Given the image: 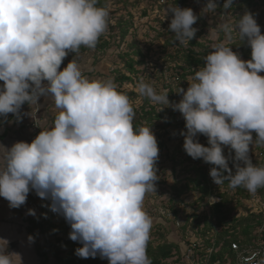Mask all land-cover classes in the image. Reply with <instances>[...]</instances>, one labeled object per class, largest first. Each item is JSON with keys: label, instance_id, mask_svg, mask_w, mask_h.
I'll return each mask as SVG.
<instances>
[{"label": "clouds", "instance_id": "9594fccd", "mask_svg": "<svg viewBox=\"0 0 264 264\" xmlns=\"http://www.w3.org/2000/svg\"><path fill=\"white\" fill-rule=\"evenodd\" d=\"M232 2L226 0L224 8ZM98 4L0 0V117L11 113L21 119L22 106L38 105L41 97H51L57 110L52 125L31 143L17 142L10 149L0 145V197L12 209L26 203L30 190L50 199V210L71 226L69 239L83 245L75 250L79 258L99 254L109 264H152L146 249L153 219L144 200L156 192V137L151 127H134L132 101L111 78H87L75 58L60 70L69 53H79L82 46L95 49L108 30L110 7ZM216 8L215 0H208L201 15L214 14ZM166 11L173 16L174 42H190L198 16L191 8ZM220 31L247 39L251 60L215 43L205 65L189 77L187 90L177 87L178 103L170 105L168 91L157 92L154 82L141 80L136 91L182 114L183 149L193 160L213 165L209 175L215 184L227 182L255 194L264 188V166L249 155L253 143L264 145V77L259 75L264 72V34L251 12L210 27L208 34L215 39ZM198 134L207 137L208 147L198 142ZM225 146L234 156L224 155ZM28 214L35 216V211ZM8 245L0 238V264H23Z\"/></svg>", "mask_w": 264, "mask_h": 264}, {"label": "rangeland", "instance_id": "374dc122", "mask_svg": "<svg viewBox=\"0 0 264 264\" xmlns=\"http://www.w3.org/2000/svg\"><path fill=\"white\" fill-rule=\"evenodd\" d=\"M104 6L110 7V21L108 30L99 38L95 49L81 47L79 53H69L64 59L60 70L62 71L67 64L75 58L81 65L83 74L89 79H106L111 78L117 85V90L126 93L132 101L135 116L134 120L140 122V126L151 127L154 133L158 148L159 158L156 162V174L158 180L155 181L156 192L146 195L144 200V210L152 217L153 225L150 230L149 241L156 245L160 242L170 243H185L187 240L194 238L195 223L197 217H209L212 226L216 224V219L211 217V197L219 201L218 196L225 195L226 205L225 210L229 211L224 222L226 227H231L233 221L231 219H239L249 215L260 216L262 226L256 228L250 235V239L245 244L246 250H256L264 254V188L258 189L257 193L252 194L243 187L235 189L230 188L226 183L217 185L213 182L209 172L213 165L205 163L202 159L193 160L186 154L183 149L184 136L181 132H186L185 120L179 111H174L172 107L166 105L152 104L148 99L139 96L136 91L138 82H154L153 86L157 92L167 90L168 85L171 91V99L168 98L170 105L178 103L182 99V94H177V87L183 88L185 91L189 87L188 76L185 82L175 84L172 79L176 69L180 66H185L181 59L172 62L171 59L176 53L180 55L186 51L205 52L212 51L215 43L223 42L226 46H230L232 51L237 53L244 61L251 60L247 58L249 52L247 49H242L239 45L240 38L235 32L229 35L224 31H220L214 39L208 34L210 27H216L218 24L225 21H234L242 16L245 12H251L257 24L261 28V34H264V0H250L251 4L248 7L242 6L241 10L238 7V1L233 0L232 6L225 9L226 0H215L217 8L215 13L201 15L202 8L207 4L208 0H185V4L176 5L180 8H191L198 16L196 24L193 25L197 29L195 37L186 44H179L172 40L173 32L169 30L171 12L166 10L175 7L174 0H99ZM224 9L222 12L221 10ZM251 49V48H249ZM128 57L135 61H142V65L135 66L136 75L129 74L126 70L125 60ZM129 77L131 82L121 81L122 76ZM264 77V72L259 73ZM44 83H47L46 81ZM3 82L0 81V87ZM30 107L42 108L40 113H36V121L40 125V129L47 130L53 123L57 114L54 100L51 97H41L38 105L29 106L25 103L21 108V113ZM150 107H153L156 112L161 109L166 114L156 117V113L151 114ZM169 112L174 113V118L171 120ZM20 113V115H21ZM150 113L147 119V114ZM7 131L6 137L3 136ZM2 133V134H1ZM7 136L12 137L18 142L25 141L31 143L36 138V133L30 125L22 124L21 119H17L13 114H8L7 117H0V140L7 141ZM23 137L25 140H23ZM255 140V133H253ZM21 139V140H20ZM198 142L205 147H208L207 137L198 134ZM234 156V150L230 147H224V155L228 157ZM250 158L252 162L258 166H264V145L253 143L250 146ZM202 169L204 173V188L206 195L199 191V188H194L192 180L195 179V169ZM229 168L232 173H235L233 161L229 159ZM227 175V173H225ZM42 201H50V199H41L36 195L35 190H30L26 203L21 206V211L34 210L35 216L27 217L35 219L37 211L40 212V203ZM176 213V214H173ZM53 229L46 231L44 237L32 231L29 236L33 237L36 247L43 255H48L53 258V254L59 249L60 256L64 255L68 248L59 247L56 249L51 247L53 243L58 242V238L68 240L73 243L69 236H62L56 233L55 230L63 227V215L57 216L52 213ZM176 219H174V217ZM189 219L185 225L184 231L177 229L176 223L182 225ZM39 220V219H38ZM25 223V220L23 219ZM46 225L42 226V230ZM29 229V228H28ZM29 234V233H28ZM239 228L235 231L228 230V236L239 235ZM226 239V238H225ZM38 244H42V247ZM223 244V243H222ZM224 264H229L230 258L228 247L223 245ZM221 244L216 251L219 252ZM76 250L80 247L72 246ZM78 257V256H77ZM79 258V257H78ZM81 264H109L107 258H101L99 254L95 258L87 259L79 258ZM164 264H178L176 260L169 259Z\"/></svg>", "mask_w": 264, "mask_h": 264}, {"label": "trees", "instance_id": "16d2710c", "mask_svg": "<svg viewBox=\"0 0 264 264\" xmlns=\"http://www.w3.org/2000/svg\"><path fill=\"white\" fill-rule=\"evenodd\" d=\"M238 1V9L241 10V7L244 5L249 8L251 1L250 0H237ZM174 6L176 5H184L185 0H174ZM97 6H102L101 2ZM222 12L224 9L221 10ZM174 40V35L172 37ZM239 45L242 49H247L249 54L247 55L249 59H251V49L250 46L247 44V39L244 41L240 40ZM210 51L206 50L205 52H197L194 53L193 51H186L182 55L176 53L174 57H172L171 61L176 62V60L181 59L183 64L185 65L180 66L176 69V73L173 74V80L176 82L175 84H180L185 82L186 78L190 75H194L195 71H198L201 67L205 65L204 57L209 54ZM142 65V61H135L133 58L128 57L125 60V68L129 74L136 75L135 66ZM121 81L124 82H131L129 77H125L124 75L121 77ZM169 86L166 85V89H168V98L171 99V89L168 88ZM170 89V90H169ZM151 114L156 113V117L160 118L159 115L166 114L167 108L165 111L156 112L153 107H150ZM150 113L147 114V119L149 118ZM168 115H171V120L174 118V113L169 112ZM134 127H139L140 122L133 121ZM195 179L192 180L194 188H199L202 197L206 195V191L204 186V173L202 169H195ZM219 201L211 205V217L213 215L214 219H216V224L212 226L209 217H197L195 223V230H194V238L191 240H187L185 243H170V242H160L156 245H153L151 241L148 240L147 242V255L151 259L152 264H164L165 261L169 259H173L177 261L178 264H186L184 262V255L186 251L189 249L194 257L198 260L207 261L209 264H224L225 259L223 257V250L224 244L228 247V254H229V264H236V256L238 253L248 252L245 249V244L250 239L251 233L256 229L262 226V219L260 216L249 215L239 219H231L233 224L231 227H226L224 222V218L228 215L229 211L225 210L226 199L225 195L218 196ZM52 201H42L40 204V212L43 216V220L41 222L38 221L37 218L28 220V228L29 232L36 231V234L39 236H43L46 234V231H50L53 229L52 223V213L57 216L60 214L55 213L50 210V205ZM176 214V213H173ZM174 217V215H173ZM176 217V216H175ZM174 217V219H176ZM189 219L186 218V222L182 225H179L177 222V229L180 231H184L185 225L188 223ZM63 227L55 230L56 233L62 234V236H69V233L72 231L70 224L64 219H62ZM46 225V228L42 230V226ZM236 228H239L240 234L236 236H228V230L235 231ZM226 238V239H225ZM264 239V235H263ZM58 243H61V248H68L64 255L60 256L59 249L55 251L52 255L56 264H81L79 262V258L75 255V250L72 249V246L75 247H82L83 245L79 242L70 243L68 240L58 238ZM223 243V244H222ZM221 244L219 252L216 251L218 246ZM231 245H236L238 250L234 251L231 249ZM249 251H256V250H249ZM259 252V251H258ZM260 253V259L264 261V254Z\"/></svg>", "mask_w": 264, "mask_h": 264}, {"label": "crops", "instance_id": "0c3cea01", "mask_svg": "<svg viewBox=\"0 0 264 264\" xmlns=\"http://www.w3.org/2000/svg\"><path fill=\"white\" fill-rule=\"evenodd\" d=\"M40 111H42V108L39 107L34 109L30 107L29 110L27 108L21 113L22 124L29 125L32 123L34 118L35 120L38 118L36 113H40ZM5 133L7 134L8 132L5 131L4 134H1L6 137ZM23 140H25L24 137ZM17 142L14 138L7 136V141L2 142L0 140V145L10 149ZM20 209L21 207L18 209L10 208L8 201L0 197V238L9 241L8 251L19 253L22 257L23 264H56L54 258L51 256L43 255L40 251L38 254V249L34 241H29V217H27L28 214L26 211H21ZM38 245L42 247V244Z\"/></svg>", "mask_w": 264, "mask_h": 264}, {"label": "built area", "instance_id": "2783aa9c", "mask_svg": "<svg viewBox=\"0 0 264 264\" xmlns=\"http://www.w3.org/2000/svg\"><path fill=\"white\" fill-rule=\"evenodd\" d=\"M30 127L33 129V131L36 133V135H39L40 131V125L39 123L33 119L32 123L29 124ZM37 216L39 219L38 221L41 222L43 220V216L41 212L37 211ZM59 243H53L51 247L58 248ZM231 249L234 251H237L238 248L236 245H231ZM184 262L186 264H209L207 261L204 260H198L194 257L193 253L188 249L184 255ZM236 264H264V261L260 259V253L258 251H248L244 253H238L236 256Z\"/></svg>", "mask_w": 264, "mask_h": 264}]
</instances>
